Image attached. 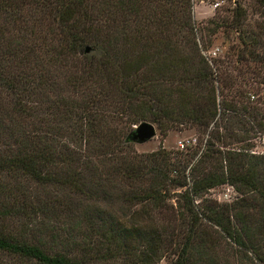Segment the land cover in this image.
Returning a JSON list of instances; mask_svg holds the SVG:
<instances>
[{"label":"trees","instance_id":"obj_1","mask_svg":"<svg viewBox=\"0 0 264 264\" xmlns=\"http://www.w3.org/2000/svg\"><path fill=\"white\" fill-rule=\"evenodd\" d=\"M254 2L262 19L255 26L240 0L196 26L192 0H0V86L8 101L0 171L63 192L43 208L46 240L0 230V264H88L93 234L105 244L95 256L102 258L121 255L134 239L127 264H153L172 248L170 264H230L231 245L237 264L241 256L264 264V155L250 150L264 134V96L243 87L241 69L232 72L234 62L264 61V0ZM218 29L234 39L224 59L208 58L202 50ZM113 119H149L160 133L187 124L203 145L194 158H170L160 147L145 158H104L106 142L121 134ZM131 130L122 141L132 140ZM93 149L96 158L80 154ZM223 183L235 200L195 204ZM117 188L115 198L139 203L145 221L131 218L116 229L109 213L92 215L82 204L85 196L111 199ZM171 188L178 189L172 214L152 220ZM27 189L15 192L27 196ZM60 216L73 226L60 228Z\"/></svg>","mask_w":264,"mask_h":264},{"label":"rangeland","instance_id":"obj_2","mask_svg":"<svg viewBox=\"0 0 264 264\" xmlns=\"http://www.w3.org/2000/svg\"><path fill=\"white\" fill-rule=\"evenodd\" d=\"M242 2V6L245 8V18L248 26H253L255 21L262 20L259 9L254 2V0H240ZM233 0H192V17L194 19L196 26H203L206 24V21L211 18L216 17V12H218L221 8L231 7ZM216 3V4H215ZM255 26V25H254ZM249 28V27H248ZM225 34H228L225 36ZM232 31H220L218 29L211 38V45L206 49L202 50L203 54H207L208 58H223L225 54V50H227V45L232 42L231 37ZM264 40V39H263ZM88 52V51H87ZM86 53V52H85ZM82 54L77 52L74 54V60H81ZM224 59V58H223ZM264 60V59H263ZM233 61H235L233 59ZM234 70L233 74H236V69H241L242 79L244 81V88H248L251 93H253L254 98L259 96H264V61L261 65L256 64V62H250L247 64H240L234 62ZM240 77L238 76V79ZM70 88V86H68ZM253 90V92H252ZM256 91V92H254ZM8 105L7 96L4 92L3 88L0 86V125L8 123L7 118L4 116L1 111L2 108H6ZM149 121L154 126V135L149 139L144 140L142 142H136L134 140L131 141H122L124 134L131 130L134 124H130L129 121H117L115 119L111 120L112 124L116 127H119V131H121L120 138L110 137V139L106 142L107 145L105 148V152L103 153L104 158H145V156L151 151L156 150L157 148H163L166 151H170L169 155H173L172 157H183L187 158L193 154V158L196 156V153L200 150L203 145V136L199 133V131L190 125H176L170 127L165 130L164 133H160L156 124L149 119H145ZM119 141V142H118ZM121 141V142H120ZM69 142V139H68ZM6 143L5 139L0 135V150L2 149V145ZM181 144V145H180ZM252 146L250 147L251 152L255 154L264 155V134L261 136H257L252 139ZM4 147V146H3ZM96 152L93 151H83L80 154H89L91 158H96ZM34 182L28 180L24 176H17L13 178L11 174L0 171V211L3 214H0V230L2 232L8 233L15 239L25 240L26 242H35L38 238L39 240H46L47 236L45 235V226L43 227V222H46V216L43 212V208L46 210L47 205L55 204V200H60L61 194L63 193L61 190L57 188H53L48 186L47 188L38 189L34 187ZM120 188L126 189L125 185H119ZM19 187H26L27 196H18V193L15 192ZM107 189L111 190L110 186H107ZM178 189L171 188L166 195L165 198V210L160 215H156L154 213L150 214V218L155 220L157 217H169L171 213V209L174 206L173 198L175 195V191ZM119 189L116 191L112 190L111 199H94L88 198L85 196L82 204H87L88 210L90 214H94L95 210L103 209L104 212L102 216H108L106 213H109L111 217L115 221L119 223V227L116 229L124 228L125 225L122 223L129 222L131 218H137L139 221H145L142 219L137 211L139 210V203H135L133 200L127 202L126 204H122L120 198H115L114 195L119 194ZM110 192V191H109ZM95 193L92 194L94 196ZM91 196V197H92ZM168 196V197H167ZM238 194L232 189L231 186L223 183L216 185L214 187L209 188L205 194L204 198L195 199V204H204L206 203H229L237 198ZM76 196H74L73 201H78ZM106 200V201H105ZM136 212V214H135ZM146 221H148V217L144 216ZM55 223L56 221H50ZM74 222L72 220H68L63 217H59L57 221V225L64 229H68L69 226H73ZM124 226V227H123ZM63 233V232H62ZM75 239H80V236L74 235ZM91 241V255L93 256V260L90 259L88 264H127L128 258L132 257V253L136 252L137 242L135 240H131L124 249L118 250L121 254L117 257L113 258H102L95 257L97 254L105 251V244L97 245L95 242L98 241L99 236L97 234H93L90 237ZM95 245V246H94ZM113 245H109L112 248ZM135 246V247H134ZM138 246V245H137ZM173 246V245H172ZM171 246V247H172ZM135 248V249H134ZM216 249L219 252H222V244L219 245ZM163 252L164 254L156 260L153 264H170L172 258L174 257L173 251ZM220 254V253H219ZM228 257L230 258V264H237V259L235 254L234 246L227 247ZM250 254L249 252L246 253ZM126 258V260H124ZM242 264H251L250 260L246 257H242ZM235 259V260H234ZM258 264V263H255Z\"/></svg>","mask_w":264,"mask_h":264},{"label":"water","instance_id":"obj_3","mask_svg":"<svg viewBox=\"0 0 264 264\" xmlns=\"http://www.w3.org/2000/svg\"><path fill=\"white\" fill-rule=\"evenodd\" d=\"M84 52L88 51V46L83 48ZM130 137L136 142H142L149 139L154 135V126L151 122L146 120H141L132 126Z\"/></svg>","mask_w":264,"mask_h":264},{"label":"built area","instance_id":"obj_4","mask_svg":"<svg viewBox=\"0 0 264 264\" xmlns=\"http://www.w3.org/2000/svg\"><path fill=\"white\" fill-rule=\"evenodd\" d=\"M216 4V3H215ZM181 145V144H180Z\"/></svg>","mask_w":264,"mask_h":264}]
</instances>
